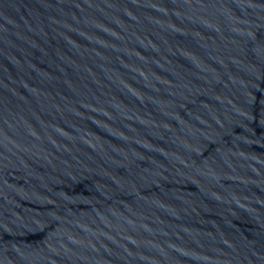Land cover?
Returning <instances> with one entry per match:
<instances>
[{"label": "water", "instance_id": "95a60500", "mask_svg": "<svg viewBox=\"0 0 264 264\" xmlns=\"http://www.w3.org/2000/svg\"><path fill=\"white\" fill-rule=\"evenodd\" d=\"M0 264H264V0H0Z\"/></svg>", "mask_w": 264, "mask_h": 264}]
</instances>
